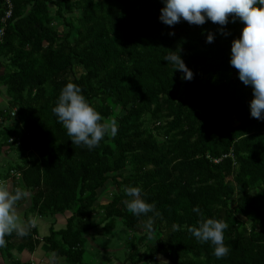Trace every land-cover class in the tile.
<instances>
[{
	"label": "trees",
	"instance_id": "1",
	"mask_svg": "<svg viewBox=\"0 0 264 264\" xmlns=\"http://www.w3.org/2000/svg\"><path fill=\"white\" fill-rule=\"evenodd\" d=\"M10 2L2 25L0 0V158L7 165L0 181L29 193L17 202L29 201L24 220L68 213L63 228L51 227L41 239L51 264H83L87 234H108L117 221L126 231L122 264L158 257L169 264H264V120L250 116L251 86L229 64L243 23L229 22L228 35L211 21L170 27L158 19L161 0ZM171 51L191 70L190 80L165 61ZM67 82L81 88L100 123L114 119L115 137L91 150L72 144L52 112ZM108 180L102 203L98 190ZM126 186L140 187L155 204L151 236L147 217L127 211ZM193 206L227 224L226 256L216 258L187 231L201 218ZM5 241L0 251L9 259L13 248L32 252L40 239L33 226Z\"/></svg>",
	"mask_w": 264,
	"mask_h": 264
},
{
	"label": "clouds",
	"instance_id": "2",
	"mask_svg": "<svg viewBox=\"0 0 264 264\" xmlns=\"http://www.w3.org/2000/svg\"><path fill=\"white\" fill-rule=\"evenodd\" d=\"M161 3L163 7L158 19L170 27L181 20L195 25L211 21L220 26L219 32L228 35L223 31L224 26L237 19L243 23L240 36L231 41L229 64L237 70L238 79L244 85L251 86L250 116L264 120V0H161ZM213 39V34L208 33L206 42L211 43ZM171 52L174 54L165 57V61L171 63L174 70L182 72L185 80H190L193 75L191 70L177 52ZM52 112L66 129L72 144L89 150L98 146L106 135L115 137L118 131L115 121L100 123L103 117L73 82H67L62 87ZM124 193L128 197L123 201L127 211L136 217H147L144 228L151 236L154 217L159 215L155 204L143 198L142 189L138 186H126ZM28 195L25 189L13 190L6 182L0 181V247L5 245L6 235L15 232L17 236L23 237L34 226L35 221L23 220L16 207L17 202ZM192 210L200 214L201 218L195 225L188 226L187 231L198 242L209 243L212 255L216 258L226 256L230 250L224 243L227 224L223 220L204 217L199 206H193ZM179 227L177 224L172 225L173 230Z\"/></svg>",
	"mask_w": 264,
	"mask_h": 264
},
{
	"label": "rangeland",
	"instance_id": "3",
	"mask_svg": "<svg viewBox=\"0 0 264 264\" xmlns=\"http://www.w3.org/2000/svg\"><path fill=\"white\" fill-rule=\"evenodd\" d=\"M54 1L59 2V0H54ZM59 30L61 32V28H59ZM1 72H2V67L0 66V73ZM79 74L80 71H77V75ZM5 106H6V100L4 99L0 100V107H5ZM112 121H114V119L107 120L106 124H110ZM11 157L15 159L14 154H10V157H8V159H12ZM1 159L2 158H0V167L2 170L3 168H6L7 165L5 163V160L3 159L1 160ZM112 176H113L112 174L109 175V177ZM7 186L9 187L10 185ZM111 187H112V182L111 180H108L105 183V185L98 190V195L102 203L105 202V199L109 198V191ZM95 205L98 204L96 203ZM16 207L17 209L21 210V206L16 205ZM100 211H101L100 209L96 211L95 222L99 220L101 213ZM67 215L68 213H65L64 218L60 220L58 225L54 227L56 230H58V228H60L61 225L64 226ZM37 232L38 235L44 233V231H42L40 224L37 225ZM101 232H104L103 228L101 229ZM125 237H126V231L119 221L114 223L113 229H111L108 234H103L101 236L98 235L97 237H95V234H87V238L84 243L85 253L83 256V264H122L125 257V251H124ZM49 261L52 263L50 259L47 260V262ZM165 261L167 262V264H169L166 259L162 257H158L155 259V261L152 264H166ZM60 264H65V263H60ZM141 264H150V263H141Z\"/></svg>",
	"mask_w": 264,
	"mask_h": 264
},
{
	"label": "crops",
	"instance_id": "4",
	"mask_svg": "<svg viewBox=\"0 0 264 264\" xmlns=\"http://www.w3.org/2000/svg\"><path fill=\"white\" fill-rule=\"evenodd\" d=\"M9 187L10 189H12L11 185ZM20 206H21V210L18 209V215L24 220L25 213L29 206V201L26 200ZM63 218H64V215L55 216V217L47 218V219H40L39 217L32 218L31 220L35 221L34 226L37 228V225L40 224L42 231H44L43 234L38 235V238L40 239L39 244L34 248L32 252H28L24 250V248L21 245H19L17 246V248H13L10 251L11 257L9 259L3 258L2 257L3 254L0 251V264H11L12 262H15V261H18L20 263H26V264H50L51 262L49 261L50 262L49 263L47 262V260L50 259L52 261L53 256L51 253L48 252L47 245L44 242H42L41 239L49 234V229L51 227H53V229L56 230L54 227L58 225L60 220H62ZM67 218H68V215H67ZM64 226L61 225L60 228H63ZM58 263L67 264L62 259H59Z\"/></svg>",
	"mask_w": 264,
	"mask_h": 264
},
{
	"label": "built area",
	"instance_id": "5",
	"mask_svg": "<svg viewBox=\"0 0 264 264\" xmlns=\"http://www.w3.org/2000/svg\"><path fill=\"white\" fill-rule=\"evenodd\" d=\"M3 4L5 7V12H4V16L1 19V23L2 25L11 17L12 15V3L10 2V0H3ZM3 39V27H0V42Z\"/></svg>",
	"mask_w": 264,
	"mask_h": 264
}]
</instances>
